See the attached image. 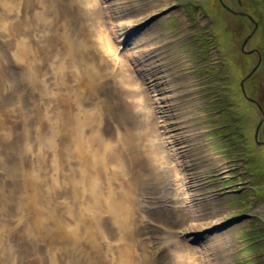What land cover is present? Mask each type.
<instances>
[{
    "label": "rangeland",
    "instance_id": "1",
    "mask_svg": "<svg viewBox=\"0 0 264 264\" xmlns=\"http://www.w3.org/2000/svg\"><path fill=\"white\" fill-rule=\"evenodd\" d=\"M224 1L232 9L251 14L253 20L222 8L219 0H110L111 6L116 8L112 18H115L117 35L125 37L127 48L114 65L111 57H104L100 49L97 36L100 31L94 32L92 23L86 20L88 12L100 8L98 0H0V13L4 14L0 15V24L7 25L6 39L10 43L18 39L23 49V37H33L36 43L33 47L37 49L33 57H28L25 51L22 53L20 70L9 63L8 78L0 80V131L7 128L13 117V124L7 130L11 146L0 132V161L6 159V149L11 161L8 168L0 164V183L4 180L5 185L8 183L12 188L24 176H30L29 180L35 182V186L38 184L34 186V210L40 232L30 239L35 242L34 246L46 251L40 264H104L103 256L110 252L115 254L117 248L130 249L132 258L138 255L142 262L149 258L154 264L196 263L200 258L199 246L209 249V259L215 264H252L253 254L260 251L259 248L248 249L253 235L250 228H254L253 219L264 220V144L259 146L255 141V130L264 113V2ZM89 6L92 7L87 8ZM56 16L59 22L55 24ZM134 16L138 20L132 18ZM127 18L133 19L131 26L123 21ZM67 25L72 27L70 34L65 32ZM126 28L132 32H127ZM253 31L255 34L249 36ZM106 33L111 40L108 31ZM246 39L249 41L243 51ZM52 40L56 41L53 51H45ZM75 46L76 52L85 56V61L79 60L78 67L71 66L70 59L71 48ZM8 47L16 50V44ZM91 49L99 53L104 69L103 75L93 83L87 72L95 68L92 65L87 69L85 65L86 53ZM74 73L80 74L79 80ZM211 76L220 90H211L216 84L210 81ZM242 81L251 100L239 87ZM15 86L20 90L18 100L13 99L18 95H12L13 90H10ZM126 87L135 91L136 102L125 94ZM220 91L223 92L218 96L221 102L217 100V104L226 106L224 110L231 105L232 118L237 116L240 122L242 138L237 136V146L244 149V143L248 148V161L243 162V159V165L224 152V145L218 142L219 135L210 134L219 124L216 118L221 113L216 111L215 99ZM10 106L17 110H13V116H6V107ZM115 110L121 113V123L115 117ZM83 119H86L84 125L77 131L86 135L85 150L79 152L77 149L84 137L76 144L75 140L65 139L72 137L71 129ZM124 125L131 129L130 137L140 140L149 157L147 155L140 163L134 178L138 188L137 193L132 194L129 228L121 233L119 240L116 236L119 232L106 224L97 233L100 237L94 243L89 240V230L81 214L92 220L101 214L107 218L111 209L103 212V208L87 202L89 191L82 183L87 181L89 188L97 183L105 188L118 186L119 179L112 177L115 163L106 159V168L98 153H102L101 144L106 146L111 142L112 146L117 144L116 139L122 147V133L127 130ZM259 134L262 143L264 121ZM150 139L157 142L152 143ZM153 147L162 153L166 151L165 163L154 162L156 158L153 159L150 152ZM19 153L25 157L26 164H19ZM174 175L180 179L185 177L184 193L190 195L183 203L184 194L180 195ZM249 179L259 187L257 196ZM226 185L228 188L224 187ZM11 192L9 196L6 193L8 206L16 211L22 208L28 211L26 204L30 198L22 194L20 199L14 200ZM239 193L247 194L246 201L239 200ZM106 194L111 197L110 192ZM4 205L0 204L1 213ZM4 219L13 226L12 212L7 211ZM2 225L0 236L5 244L6 239L13 241L12 236L18 235L16 245L19 247L24 241L21 228L6 227L1 219L0 227ZM50 225L55 229L59 227L60 238H49L41 233V228L47 229ZM183 226L189 227L188 233L183 235L185 244L190 246L189 258L184 249L180 256L181 252L175 248L178 245L171 239L177 233L180 235ZM67 229L77 232L71 240L65 239L70 233ZM105 233L110 236L104 241L101 234ZM163 241L167 245L160 254ZM170 246L174 251L168 249ZM11 250L6 247L1 256H7L0 264L18 261ZM18 250L20 253V248ZM107 259V264H111L109 255ZM261 261L264 264V257Z\"/></svg>",
    "mask_w": 264,
    "mask_h": 264
},
{
    "label": "bare ground",
    "instance_id": "2",
    "mask_svg": "<svg viewBox=\"0 0 264 264\" xmlns=\"http://www.w3.org/2000/svg\"><path fill=\"white\" fill-rule=\"evenodd\" d=\"M2 1V0H1ZM108 0H106L107 2ZM13 4V2H12ZM5 6V4L3 5ZM92 6H89L87 8H90ZM100 8H97V9H93L91 10L90 12H88L87 14L89 15V18H87L86 20H88L89 22L92 23V26H93V29H94V32L96 30H98V32L100 31V34L97 35L99 37V41H98V44L100 46V49L104 52V57H108L110 56L111 57V60L113 62V64L115 65L117 63V61L119 60V56H118V53H117V46H115L111 40L109 39V37L107 38L108 34L106 33L107 31L106 28H105V20L104 18L102 17V14L100 12ZM211 16V15H210ZM215 16V15H214ZM214 18V17H213ZM217 19V18H216ZM23 22L25 23L26 20H25V17H23ZM219 25V24H218ZM222 25V24H221ZM220 25V26H221ZM219 30V29H218ZM220 31V30H219ZM28 34V32H26ZM222 33V31H221ZM234 33V32H233ZM223 35V34H222ZM111 36H113V33L111 34ZM33 37H31V39H28L26 37H23L22 39V43H23V49L25 50H28V51H34V47H33V44H36L33 40H32ZM70 42V40H69ZM72 42V40H71ZM80 42H84L83 40H81ZM54 44H56V41L52 40V43L50 46L49 49L48 46H45V51H48L50 49H52L53 51V48L54 46H52ZM76 47V48H75ZM73 48H71V61H72V65L71 66H74V67H78V63H79V60L83 59L85 56L83 54H80V53H77L76 50H77V46H75ZM76 49V50H75ZM78 51V50H77ZM205 51V50H204ZM76 53L78 55H76ZM56 55V54H55ZM35 56V54H34ZM33 57V56H32ZM86 58H87V62H86V68L87 69H90V67L93 65L95 69H91V71L88 70V75L90 77V80L91 82L93 83L94 80L100 78V76H102V72L104 71L103 69V60L101 61L100 59V55L99 53H96L93 51V49H91L88 54L86 53ZM85 58V59H86ZM84 60V59H83ZM85 61V60H84ZM232 65V64H231ZM205 68V67H204ZM205 70V69H204ZM16 72V71H15ZM219 72V71H218ZM74 76H76V79L79 80V77H80V74L78 73H74ZM237 82V81H236ZM235 82V83H236ZM106 83V81H105ZM1 84V82H0ZM15 85V84H13ZM236 87H237V84H236ZM240 87V86H239ZM239 89V88H238ZM11 91L13 90L12 92V95L13 94H17L18 97H15L13 98L14 100H18L19 99V88L17 86L13 87V89H10ZM75 90V89H74ZM76 92V90H75ZM241 92V91H240ZM231 93V92H230ZM125 94L126 95H129L131 96L132 99L135 100L136 102V98H135V91H131V89L129 90V87L127 88L126 87V91H125ZM45 97H47V93L45 92ZM11 98V97H10ZM129 98V97H128ZM6 102V100H5ZM7 103V102H6ZM263 104V103H262ZM121 106V109H122V105ZM130 111V108L128 109ZM97 112L99 113L100 111L97 110ZM64 114V113H63ZM121 113H119L117 110H115V117L116 119L118 120V122L121 123V117H120ZM115 119V120H116ZM264 119V118H263ZM86 119H83V122H79L76 124L75 128L74 129H71L72 130V137H69V133L68 134V137L69 138H66L65 140H72L74 142L75 140V144L78 143L79 141V138L80 137H84V142L81 144V147L79 149H77L79 152L81 151H84L85 149V138H86V135L84 134H80V132H78L77 130L80 129L82 127V124L84 125V122H85ZM111 122V121H109ZM115 122V121H114ZM119 123V124H120ZM154 123V122H153ZM156 124V123H154ZM153 124V125H154ZM155 126V125H154ZM124 127H127V130H125L124 133H122L123 135V140L121 142V145L122 147L118 144V140L116 139L117 141V144H112L111 146V142H107L108 144L106 146H103V144H101L100 147H102V153H98V157L100 158V161L101 163L104 164L105 166V160L108 159V160H112L115 164H113V169H112V177L115 178V179H119L118 181V186H107L106 188L103 187L101 184H98L97 182V185H94V186H91L90 188L87 186L88 183L84 182L82 183V185L85 186V188L89 191L88 195H87V202L90 201V203L92 202L93 205H95L96 207H99L100 208H103L104 211L103 212H107L109 209H111L109 212H110V217L108 216L107 218H104V214H101L100 217H92V218H95L94 220H92L91 218H85L83 213L81 214L82 215V218L83 220L85 221V227L87 228L88 227V230H89V240L92 242L94 241L95 243V240H97L100 236L99 234H97L98 232L100 233V231L102 230V227L105 226L106 224L110 225L112 228H114V230L116 232H119L117 233L119 240L121 239V233H125L124 231L129 228L130 226V214L132 213V204H133V200H132V194L133 193H137V183L135 182L134 178H135V175L137 174L138 172V168H139V165L140 163L143 161V159L148 155L149 157V153H147V155L144 153V148H142L141 146V143H140V140L138 138H133V137H130L131 136V132L128 128L127 125H124ZM71 128H72V125H71ZM106 128V127H105ZM65 130V129H64ZM67 130V129H66ZM109 130V129H108ZM111 131V129H110ZM67 132V131H65ZM107 134V133H106ZM109 134V133H108ZM116 135V134H115ZM152 136V135H151ZM156 137V135H154ZM110 137V136H109ZM122 137V136H121ZM108 138V137H106ZM116 138V137H114ZM112 138V139H114ZM154 138V137H153ZM147 139V138H146ZM149 139V138H148ZM107 141V139H106ZM109 141V140H108ZM111 141V140H110ZM114 140V142H116ZM150 141L153 142H157L156 140L154 139H150ZM159 142V140H158ZM15 144V143H14ZM13 144V146H14ZM10 146H11V142H10ZM168 146V145H167ZM167 146L166 149H170V147L168 148ZM63 147H65L63 145ZM62 147V148H63ZM121 147V148H120ZM158 148V147H157ZM164 150V149H163ZM97 151V150H96ZM142 151V152H141ZM21 152V151H20ZM146 152V151H145ZM150 152L153 154V159L154 157L156 159H154V162H163L165 163L166 160L168 158L167 154L164 155V153H166V151L164 150V153L161 152V150L156 149V147H153V149L151 148L150 149ZM62 156V155H61ZM171 156V155H170ZM173 156V155H172ZM152 159V160H153ZM18 160V159H17ZM178 161V160H177ZM11 162V161H9ZM107 162V161H106ZM108 163V162H107ZM20 164V163H19ZM154 164V163H153ZM178 164V163H177ZM106 166L108 167V165L106 164ZM105 166V167H106ZM165 166V165H164ZM177 166V165H176ZM181 166V165H180ZM18 164L16 165V168L18 169ZM21 167V166H20ZM106 167V168H107ZM145 167V166H144ZM143 167V168H144ZM148 168V167H147ZM111 170V169H110ZM153 170V169H152ZM179 170V169H178ZM6 171V170H5ZM19 171V170H18ZM144 171V170H143ZM20 172V171H19ZM142 171L140 170V173ZM157 172V171H156ZM22 173V172H21ZM139 173V175H140ZM144 173V172H143ZM5 174V173H4ZM13 174V173H12ZM20 174V173H19ZM18 174V175H19ZM25 174V173H23ZM111 174V173H110ZM6 175V174H5ZM11 175V174H10ZM4 176V175H3ZM13 177V176H12ZM21 177V176H19ZM24 180H21L19 178V180H21L19 183L15 184L16 186L15 187H12V188H9L8 186V183L7 185H5V182H3L4 180H2V182L0 183V204L4 203L5 205H7V194L9 192H11L12 189L13 192L12 193V196L14 198V200L16 199H20L19 196L22 195V194H26V196H28L30 199L28 201V203L26 204L27 205V209L28 211H30L32 209V205L35 203L36 201V196H35V187H38V184L35 186V182L29 180L31 177L30 176H24ZM33 177V176H32ZM137 177V176H136ZM153 177V176H152ZM174 177H177L178 176H175ZM3 178V177H2ZM8 178V177H7ZM140 178V177H138ZM143 178V177H141ZM12 179V178H11ZM15 179V178H14ZM13 179V180H14ZM8 180V179H7ZM6 180V181H7ZM138 180V179H137ZM142 180V179H141ZM15 181V180H14ZM9 183L11 181H8ZM13 182V181H12ZM122 182H124L123 184H121ZM139 182V181H138ZM21 184V185H20ZM91 184V183H90ZM94 184V183H93ZM20 185V186H19ZM35 186V187H34ZM33 190V191H32ZM7 191H9L7 193ZM107 192H110L111 194V197L108 198L107 194L105 195V193ZM7 193V194H6ZM38 193V192H37ZM10 194V193H9ZM8 194V196H9ZM117 195V196H116ZM138 195V194H137ZM13 198L11 197L10 200ZM140 198V197H139ZM138 199V198H137ZM11 200V201H12ZM139 201V200H138ZM137 201V202H138ZM8 202H10L8 200ZM85 202V201H84ZM40 204V203H39ZM4 205V206H5ZM16 205H14V208H15ZM92 206V204L90 205ZM11 207V206H10ZM41 208V206H39ZM95 207V209H96ZM19 208V207H18ZM36 208L38 209V207L36 206ZM35 209V208H34ZM102 209V210H103ZM41 210V209H40ZM98 210V209H97ZM84 211V210H83ZM88 211V210H87ZM94 212H96L94 210ZM40 212H38L39 214ZM36 212H34V214H32V218L36 219ZM97 214H99L97 212ZM40 216V215H39ZM43 215H41L42 217ZM31 218V217H30ZM34 220V221H35ZM94 221V222H93ZM61 222V221H59ZM93 222V223H92ZM113 222L115 223V225L113 224ZM55 223V222H54ZM53 223V224H54ZM187 223V222H185ZM28 224V223H27ZM43 224V223H42ZM46 224V222L44 223V225ZM61 224V223H60ZM39 225V224H37ZM47 225V224H46ZM62 225V224H61ZM60 225V226H61ZM118 227H117V226ZM31 226V229L34 230L35 228V224L34 222L32 221L30 223ZM51 226V225H50ZM56 226V225H55ZM179 226V225H178ZM5 227V225H4ZM25 227L26 224H25ZM39 227V226H38ZM41 227H43V225H41ZM45 227V226H44ZM48 227V226H47ZM46 227V228H47ZM185 227V226H183ZM56 228V227H55ZM64 228V226H63ZM3 225L0 227V231L3 232ZM59 229V227L57 228ZM55 229L54 231H51L49 232L48 234V237L51 238V236H53L54 238H60V232ZM70 233H66L68 234L65 239L67 240H71L72 238V235L73 233L76 235L77 232L74 230H71V229H67ZM182 231L184 229H181ZM185 231V230H184ZM40 232V231H39ZM62 232V231H61ZM129 232V231H128ZM18 233V232H17ZM20 233H23V232H20ZM64 233V232H63ZM107 233L105 234H101V237L103 238V240L105 241L109 236L110 234L106 235ZM115 236V237H116ZM39 237V236H38ZM41 237V236H40ZM46 237V238H48ZM63 237V236H62ZM128 237L130 238V236L128 235ZM18 238V237H17ZM43 238V237H42ZM45 238V237H44ZM48 238V239H49ZM64 238V237H63ZM189 238V237H188ZM176 244L178 246H176L175 248H177L176 250L181 252L182 255L180 256H183V249L187 251V254H188V258L190 257V246H188L187 244H185V239H179L176 235L172 236V238ZM4 239L1 238L0 236V260L2 261V253L4 252V250L6 249V244L5 242L3 241ZM31 240V239H30ZM47 240V239H46ZM189 240V239H188ZM48 241V240H47ZM50 242H58V241H50ZM170 244V243H169ZM103 245H104V242H103ZM185 247V248H184ZM192 247V246H191ZM244 247V246H243ZM103 252V251H102ZM244 252V251H243ZM195 253V252H194ZM106 254V253H105ZM246 254V253H245ZM109 259H110V263L111 264H144V262H146L147 264H154L153 261H150L149 258L142 262L140 260V256L136 255L134 257V259L132 258V255H133V252H131L130 249H123V248H117V250L115 251V254L110 252L109 254ZM108 255H104L103 257L105 258V262L104 264H107L108 262ZM192 255H193V252H192ZM114 257V260H111L112 258ZM182 258V257H181ZM180 258V259H181ZM187 258V259H188ZM103 259V258H102ZM132 259L134 261H132ZM7 260H10L9 258ZM6 261V260H5ZM113 261V262H112ZM103 262V261H102ZM2 263V262H1ZM189 264H199V262L197 263H192L191 261L188 262ZM187 263V264H188Z\"/></svg>",
    "mask_w": 264,
    "mask_h": 264
},
{
    "label": "trees",
    "instance_id": "3",
    "mask_svg": "<svg viewBox=\"0 0 264 264\" xmlns=\"http://www.w3.org/2000/svg\"><path fill=\"white\" fill-rule=\"evenodd\" d=\"M263 2H264V0H263ZM212 78H214V77H212ZM227 106H229V105H227ZM226 116L224 117V120L225 121H228L230 119V113H228ZM234 123H236V122H234ZM237 131H239V130H237ZM232 133H234V132L232 131ZM240 136H241V134H240ZM227 146H228V144H227ZM237 148H238L237 142L235 143V142H232V140H231L230 141V144H229V146L227 148V151L229 153H233L234 155H236V157H240V159H244V161L247 162L248 161V157H247V153L245 152L246 150H244V151L243 150L242 151L240 150L239 151V149H237ZM234 152H236V153H234ZM243 156H244V158H243ZM256 223H257V221L255 222V224ZM253 231L255 233H252L251 232L253 234L252 236H254L255 239H258V241H259L258 246H260V249L262 251H264V223L262 221H259V224H257V225L254 226ZM256 243H257V241H256ZM263 256H264V254H263Z\"/></svg>",
    "mask_w": 264,
    "mask_h": 264
},
{
    "label": "water",
    "instance_id": "4",
    "mask_svg": "<svg viewBox=\"0 0 264 264\" xmlns=\"http://www.w3.org/2000/svg\"><path fill=\"white\" fill-rule=\"evenodd\" d=\"M225 5V4H224ZM238 14H244V13H240V12H238ZM247 42H248V39H246V41H245V43H244V45H243V50L245 51V47L247 46Z\"/></svg>",
    "mask_w": 264,
    "mask_h": 264
}]
</instances>
